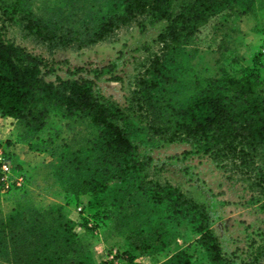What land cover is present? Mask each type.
<instances>
[{
    "label": "rangeland",
    "instance_id": "374dc122",
    "mask_svg": "<svg viewBox=\"0 0 264 264\" xmlns=\"http://www.w3.org/2000/svg\"><path fill=\"white\" fill-rule=\"evenodd\" d=\"M12 1L0 0V22L11 15ZM113 1H22L11 20L3 22L5 35L42 58L47 79L89 78L101 94L122 108L129 107L149 60L166 52L170 80L161 85L175 101L210 80L240 79L250 70L256 75L255 90L264 95V56L260 54L264 46V0H242L223 7L206 18L189 44L174 50L163 48L158 39L166 26L163 20L145 18L139 24L117 29L111 37L77 47L41 41L20 19L31 13L79 31L85 23L91 27L106 15ZM0 127L4 131H0V142L7 143L14 155L13 173L26 181L15 192L0 193V218L27 208L46 211L60 205L63 221H68L74 238L84 246L93 264H107L109 251L114 248L126 255L121 264H155L180 250L191 255L195 264H208V252L191 216L173 215V208L167 203L155 209L142 194L133 195L142 203H130V192H120L119 181L110 182L99 193L102 204L96 211V233L87 227L73 205L66 203V191L54 165L61 152L85 150L92 145L97 128L87 118L65 117L61 110L51 108L39 137H50L52 143L40 150L29 148L26 141H14L20 125L11 118L0 116ZM136 143L139 158L149 162L141 173L145 174L143 181L157 182L164 191L175 190L200 204L222 253L236 264L248 261L264 243V193L256 184L259 172L254 168L264 165L262 156L254 158L252 167L239 161L214 159L187 142L149 139L146 133L138 135ZM35 145L40 147V142ZM70 194L73 195L71 191ZM90 196L91 193H83L82 197ZM156 229L162 238H157ZM139 240L147 245L143 251L135 249Z\"/></svg>",
    "mask_w": 264,
    "mask_h": 264
},
{
    "label": "trees",
    "instance_id": "16d2710c",
    "mask_svg": "<svg viewBox=\"0 0 264 264\" xmlns=\"http://www.w3.org/2000/svg\"><path fill=\"white\" fill-rule=\"evenodd\" d=\"M22 1L26 0L11 2V15ZM240 1L114 0L106 15L91 27L89 22L85 23L79 31L31 13L23 14L20 19L25 20L24 26L41 41L64 46L76 44L77 47L111 37L117 29L139 24L145 18L163 20L166 26L158 39L163 48L174 50L189 44L208 16ZM11 15L0 22V116L20 125L15 142L26 141L29 148L36 150L52 143L50 137H39L51 108L61 110L65 117L87 118L97 128L92 145L85 150L61 152L54 165L59 183L66 191V203L73 206L84 203L93 220V226L89 227L81 216L87 227L96 229L99 224L96 220V211L102 204L99 193L110 182L119 181V191L130 192V203H142L133 196L142 194L145 202L155 209L167 203L173 208V215L191 216V222L197 223L194 229L201 234L208 252V264H236L222 253L200 204L175 190L164 191L157 182L143 181L145 174L141 173L149 162L139 158L136 137L146 133L149 139L187 142L214 159L239 161L241 165L252 166L255 157L262 156L264 160V95L255 90L254 70L240 79L210 80L186 98L175 101L161 85L170 80L166 69L167 52L154 55L129 107L122 108L101 94L89 78L47 79L42 58L6 38L3 22L11 20ZM39 142L40 147H37L35 143ZM0 145L12 164L14 155L8 144L0 142ZM254 168L259 172L256 184L264 193V165ZM15 190L14 187L9 192ZM83 193H91V196L84 199ZM61 209L60 205L46 211L27 208L0 218V264H93L84 246L74 238L68 221H63ZM154 233L158 239L162 238L157 229ZM144 242L139 240L135 249L143 251L147 247ZM117 253L121 261L125 260L124 251L117 249ZM155 264L195 263L191 255L180 250ZM241 264H264V243Z\"/></svg>",
    "mask_w": 264,
    "mask_h": 264
},
{
    "label": "built area",
    "instance_id": "2783aa9c",
    "mask_svg": "<svg viewBox=\"0 0 264 264\" xmlns=\"http://www.w3.org/2000/svg\"><path fill=\"white\" fill-rule=\"evenodd\" d=\"M261 54L264 56V46L260 49ZM23 177L21 175H14L13 167L9 156L5 153L2 145H0V187L1 192L9 191L12 188L20 187L23 184ZM78 215L85 217L86 224L89 227L93 226V220L88 215L84 203H79L73 206ZM96 233L97 229H93ZM110 264H121V259L118 256L117 249H111L108 254Z\"/></svg>",
    "mask_w": 264,
    "mask_h": 264
},
{
    "label": "crops",
    "instance_id": "0c3cea01",
    "mask_svg": "<svg viewBox=\"0 0 264 264\" xmlns=\"http://www.w3.org/2000/svg\"><path fill=\"white\" fill-rule=\"evenodd\" d=\"M0 131L4 132L1 127H0Z\"/></svg>",
    "mask_w": 264,
    "mask_h": 264
}]
</instances>
